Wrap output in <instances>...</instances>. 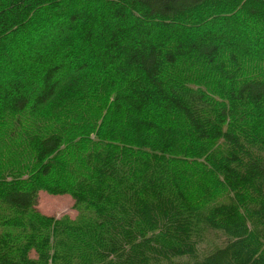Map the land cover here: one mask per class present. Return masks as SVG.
<instances>
[{
    "label": "trees",
    "instance_id": "obj_1",
    "mask_svg": "<svg viewBox=\"0 0 264 264\" xmlns=\"http://www.w3.org/2000/svg\"><path fill=\"white\" fill-rule=\"evenodd\" d=\"M0 264H264V0H0Z\"/></svg>",
    "mask_w": 264,
    "mask_h": 264
},
{
    "label": "rangeland",
    "instance_id": "obj_2",
    "mask_svg": "<svg viewBox=\"0 0 264 264\" xmlns=\"http://www.w3.org/2000/svg\"><path fill=\"white\" fill-rule=\"evenodd\" d=\"M37 208L44 214L60 217L67 214L74 217L73 200L67 195H49L43 191L39 193Z\"/></svg>",
    "mask_w": 264,
    "mask_h": 264
}]
</instances>
